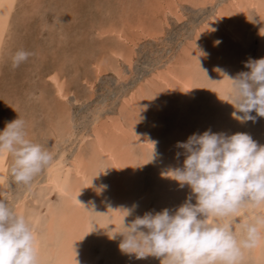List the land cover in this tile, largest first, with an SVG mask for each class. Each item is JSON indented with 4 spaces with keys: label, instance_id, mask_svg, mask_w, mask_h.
Wrapping results in <instances>:
<instances>
[{
    "label": "rangeland",
    "instance_id": "374dc122",
    "mask_svg": "<svg viewBox=\"0 0 264 264\" xmlns=\"http://www.w3.org/2000/svg\"><path fill=\"white\" fill-rule=\"evenodd\" d=\"M219 8L237 39L212 18ZM0 26V131L23 119L80 198L48 182L49 167L17 184L11 158H0V198L31 223L39 264H64L71 248L82 264H162L121 252L118 233L124 220L196 203L166 175L183 166L177 143L210 130L264 145V117L235 119L227 80L264 58V0H0ZM19 49L33 55L13 69ZM259 212L230 218L238 238ZM241 264H264V241Z\"/></svg>",
    "mask_w": 264,
    "mask_h": 264
},
{
    "label": "clouds",
    "instance_id": "9594fccd",
    "mask_svg": "<svg viewBox=\"0 0 264 264\" xmlns=\"http://www.w3.org/2000/svg\"><path fill=\"white\" fill-rule=\"evenodd\" d=\"M31 55L24 49L15 51L11 67L18 68ZM245 67L250 71L234 78L225 76L228 100L236 109L233 116L241 123L264 117V58L249 59ZM253 111L256 116L251 115ZM177 147L184 150L183 166L166 175L180 187L189 186L196 203L189 196L174 212L163 209L137 216L128 224L124 220L123 231L118 233L121 252L137 259L162 258V264H241L245 251L264 241V212L240 224L239 238L230 218L241 209L264 208V145L246 133L226 135L208 130L194 133ZM6 156L11 158L15 182L25 186L53 161L47 148L27 138L26 122L20 117L0 131V158ZM125 212L127 217L132 209ZM0 264H39L31 223L3 198Z\"/></svg>",
    "mask_w": 264,
    "mask_h": 264
},
{
    "label": "bare ground",
    "instance_id": "6f19581e",
    "mask_svg": "<svg viewBox=\"0 0 264 264\" xmlns=\"http://www.w3.org/2000/svg\"><path fill=\"white\" fill-rule=\"evenodd\" d=\"M225 14L226 13H224L223 12V10L222 9H218V11H217V14H216V16H214V17H212L218 24H221V22H222V24H224V26L227 28V29H229V31H230V35L232 36V38H234V39H237L238 37H240V35H239V32H236V31H234L233 29H232V26L228 23V21H227V19H226V17H225ZM227 16V15H226ZM1 27V26H0ZM225 28V29H226ZM1 30V29H0ZM3 31V30H2ZM0 37H1V35H0ZM202 57V56H201ZM56 79V78H55ZM188 80V79H187ZM188 82V81H187ZM169 83V82H168ZM183 84V86L184 87H186V88H189V84L188 83H186V82H184V83H182ZM61 91V90H60ZM96 134V133H95ZM96 142H97V146H98V148H99V150H101L102 152H106V153H108V155H110V157L112 158V159H114V155L112 154V151H111V147H110V145H108V144H105V142H104V139L103 138H101L99 135H97L96 134ZM108 143V142H107ZM179 148H176V150H178ZM179 151V150H178ZM181 153V152H180ZM173 154H174V152H173ZM182 154V153H181ZM175 155H176V153H175ZM183 157H184V154H182L181 155V159H183ZM115 165L117 166V167H119V164L117 163V162H115ZM181 164H179L178 166H177V164H176V166L177 167H181L180 166ZM74 166L76 167V170L78 171V173H80V174H82V171H81V167H80V164L78 163V161L75 159L74 160ZM48 171H47V178H46V180L48 181V182H50V183H52V184H54V186L59 190V191H61V192H63V193H65V194H68L70 197H71V199L72 200H74L75 202H77V200L79 201L80 200V198L78 197V193L76 192L75 193V191H73V190H71L72 189V187H71V189L69 188L68 189V187H66L65 186V184L63 183V181H60L59 180V178H58V174H57V172H58V164L56 163V164H51L50 166H49V168L47 169ZM84 177V176H83ZM117 182V181H116ZM86 186H88V185H86ZM92 187V186H91ZM95 188H92V190H94ZM98 189V188H97ZM22 200V199H21ZM73 243V242H72ZM259 245V244H258ZM68 246V245H67ZM69 247V246H68ZM82 249V248H81ZM79 251V249H74V250H72V248H71V250H70V252L67 254L68 255V259H66V261L64 262V264H82V258L80 257V255H79V253H77ZM84 256V255H83Z\"/></svg>",
    "mask_w": 264,
    "mask_h": 264
}]
</instances>
